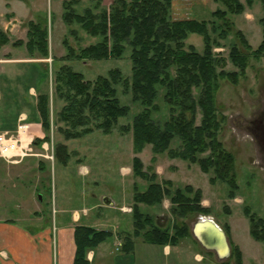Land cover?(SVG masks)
Wrapping results in <instances>:
<instances>
[{
  "label": "trees",
  "instance_id": "1",
  "mask_svg": "<svg viewBox=\"0 0 264 264\" xmlns=\"http://www.w3.org/2000/svg\"><path fill=\"white\" fill-rule=\"evenodd\" d=\"M254 1L245 0L243 5L239 0H214L222 8L212 12L211 20L207 21L174 20L172 0H112L108 7L103 6V0H90L82 11L77 10L80 0L62 1L61 21L68 27V36L77 47L63 39L65 54L52 59V101L48 94L37 98V113L44 137L34 139L31 145L40 146L51 141V125L56 126V132L66 141L82 139L94 131L103 135L112 133L118 120L130 113V107L122 105L117 98L116 86L122 84L132 103L141 107L129 125L118 127L123 134L131 133L133 151L138 154L149 145L154 155L165 153L171 160L196 164L202 173L212 174L210 184L225 183L230 188L228 197L233 199L237 191L235 161L218 140L224 118L218 115L215 94L220 80L236 84L244 77L250 57L254 60L264 57V0H259L262 5V17L259 19L262 38L258 47L252 49L242 32L234 34L247 52L243 53L235 45L231 48L228 60L235 70L226 71L225 59L213 49L221 47L220 41L227 39L233 30L229 16L241 15L246 5L250 7ZM50 22L51 16L50 21L44 16L27 20L26 41L11 42L8 33L0 26V49L11 45L13 48H25L30 57L48 58ZM75 26L97 41L81 46L83 38ZM191 35L201 37V53L192 44H187ZM127 49L131 63L129 79L123 78L119 70H111L107 76L88 81L83 74L65 64L74 60L120 59ZM54 100L62 102L56 113L50 111V102L53 104ZM160 101L166 110L163 123L153 119L161 111ZM54 158L65 165L70 158L67 146L55 145ZM132 171L148 185L143 193H135L133 197L132 230L123 237L119 235L123 252H133L138 238L143 243L162 248L177 246L191 236L188 225L177 222V219L209 214V209L201 205V190L190 185L172 189L170 181L157 183L156 175L148 176L137 157L132 161ZM166 198L171 203L170 213L174 218L171 229L154 224L152 218L140 212L138 207V204L160 206ZM243 212L249 223L250 237L264 243V218L247 207ZM224 231L228 237V226ZM112 237L109 230L76 226L72 264H91L87 254ZM207 253L211 255V252ZM229 259H233L234 264H242V252L237 246H232Z\"/></svg>",
  "mask_w": 264,
  "mask_h": 264
},
{
  "label": "rangeland",
  "instance_id": "2",
  "mask_svg": "<svg viewBox=\"0 0 264 264\" xmlns=\"http://www.w3.org/2000/svg\"><path fill=\"white\" fill-rule=\"evenodd\" d=\"M20 1L12 3L13 10L17 13L20 21L17 24V29L14 30L16 32L14 36L9 33L11 25H5L10 40L13 42L17 40V37L24 36L27 20L23 18H26L28 14L31 15V20L36 19L38 16H44L50 21L51 16V22L48 24L50 55L46 58V71L51 73L50 65L52 59H58L59 52L65 54V49L62 46L63 39H67L72 47H77L75 41L68 36V27L61 21V3L64 0ZM196 1L199 0H172L171 14L173 19L207 21L211 20L212 12L222 8L214 0H205L204 4L196 3ZM239 1L245 5V0ZM89 2L90 0H80L77 10L82 11L84 7L90 4ZM111 3L112 0H103L102 4L104 7H108ZM2 9L3 6L0 0V14H2ZM7 12V15H10L9 10ZM261 17L262 5L259 0H255L250 7L246 5L245 11L241 15L229 16L233 30L227 39L220 41L221 47L213 49L214 53L220 54L225 59L226 71L235 70L228 60L230 50L234 45L247 54L234 36L235 32H242L252 49H256L260 44L262 29L259 19ZM75 28L78 35L83 38L81 46L97 41L96 38L87 37L78 26H75ZM187 44H192L200 53L203 50L202 39L197 35H191L187 40ZM8 46L9 49L7 48L4 51L10 52L11 56L18 55V52L23 50V48L19 50L12 48L10 45ZM128 55L129 50L127 49L120 59L89 62L74 60L65 64L70 66L73 71L83 74L88 81H93L99 76H107L111 70H119L123 78L129 79L131 76V63ZM18 72L15 71V74ZM12 84L21 88L27 87V84L20 80ZM16 88L17 90L20 89L19 87ZM10 90V94H14L15 90ZM116 90L118 100L122 105L130 107V113L127 117L118 120L112 133L103 135L100 131H94L82 139L66 141L56 132V126L54 128L51 125L49 133L51 141H48L46 146H42V144L34 146L33 151L30 153V155L34 154L37 156L34 158L36 160L34 162V170L45 172V176H43L44 181H47L48 187L44 199L48 205L47 211L50 224L56 221L59 207L64 208L65 213L69 217H71L72 213H82L85 210L92 216L95 209L102 216L106 215L111 221L119 219L121 224L127 225V232H131L133 226L131 214V207L134 204L133 197L135 193H143L148 185L145 180L133 174L132 161L137 157L143 165V171L148 176L156 175L157 183L170 181L172 182V189L190 185L194 189L201 190V205L209 209V214L177 219V222L182 221L190 229L191 236L179 243L182 244V247L194 246L195 244L196 248L205 257L209 258V264H220L221 262L234 264L233 259L218 260L213 252H211L210 256L207 255L209 251L203 249L196 240L192 239L191 229L194 223L199 218H210L223 231L225 226H228L229 236L227 238L230 246V255L232 246H237L242 252V264H264V243L257 242L250 237L249 223L243 214L244 208L247 207L251 212L264 218V156L260 152V147L254 136L255 125L261 118L260 112L264 111V57L258 60L250 57L244 77L240 78L236 84L220 80L219 88L215 94L218 115L224 118L221 123V130L218 133V140L222 143L225 150L232 154L235 161L234 174L237 191L233 199H229L230 188L225 183L216 182L215 184H210L209 178L212 174L202 173L196 164H190L179 159L171 160L165 153L154 155L149 145L145 146L140 153H135L133 151L131 133L123 134L118 127L129 125L133 117L141 111V107L137 103H132L130 94L125 92L122 84L117 85ZM51 103L50 111H53V113H56L62 106V102L56 100H54L53 104ZM13 104L14 102L12 106ZM159 106L161 111L155 114L153 119L163 123L166 118V110L161 101ZM262 117L261 125L264 126V116ZM52 120L55 122L54 116ZM57 144L67 146L70 158L65 165L58 163L54 158V146ZM25 146L26 141L24 140L22 148ZM1 159L0 217L15 219V217L18 218L27 214V211L33 207L29 198L33 190L34 175L30 172V169L27 172L29 175L28 179L18 176V179H14V177L10 180V183L5 184V181L10 178L9 171L11 169L6 167L10 164L3 161L4 159L1 161ZM83 165L87 167L88 173L81 175L79 174V169L81 170ZM14 175H16V172L10 176L13 177ZM39 196L38 194L37 200H39ZM101 196L108 198L112 208H106L103 205L100 199ZM97 205L102 207L96 208L95 206ZM138 207L140 212L152 218L154 224L161 228L171 229L174 218L170 213L171 203L169 199H164L160 206L138 204ZM124 214H126L125 218L123 217ZM118 215L122 216L119 217ZM100 229L113 230L112 227ZM125 233L119 232L117 234L123 237ZM109 242L111 244L114 242L115 248L119 244L114 238H110ZM142 244H145V246ZM146 245L148 244L141 242V238L135 239L134 248L136 246L137 249L133 259L134 257L136 258L137 264H167V259H163L162 255L156 259L146 255L149 248L161 253L160 248ZM172 262L176 264L170 258V264Z\"/></svg>",
  "mask_w": 264,
  "mask_h": 264
},
{
  "label": "crops",
  "instance_id": "3",
  "mask_svg": "<svg viewBox=\"0 0 264 264\" xmlns=\"http://www.w3.org/2000/svg\"><path fill=\"white\" fill-rule=\"evenodd\" d=\"M15 1L20 0H1L3 9L2 14H0V26H3V29L7 32L5 25H11L9 33L13 36L16 33L14 30L17 29V24L20 22L17 13L12 7V3ZM196 3L204 4L205 0H199ZM7 10H9L11 16L7 15ZM30 16L28 14L23 19L31 20ZM26 32L27 29H24V36L17 37L16 39L26 41ZM8 47L6 45L0 49V89H2L0 91V133L15 132L18 120L24 118V123H27L28 127L26 134L22 137L28 143L30 149L27 154L21 158H16L14 162H6L0 159L10 164L6 166L11 170L9 171L10 178L8 181H5V184L10 183V180L14 177V179H18V176L28 179L29 175L27 172L30 169V172L34 175V182L32 183L33 190L29 198L33 207L27 211V214L21 215L18 218L15 217V219L0 217V264H72L75 254L74 229L78 225L92 227L97 230H104L100 229L103 227H112V238L119 243L117 248H115V243L111 244L107 240L101 243L95 250L90 251L87 254V260L91 264H137L136 258L134 257L133 259V255L137 249L136 246L131 253L121 250L122 243L117 233L127 232V225L121 224L119 219L111 221L106 215L102 216L95 209L92 216L85 210L82 213L74 211L77 214L72 213L71 217H69L65 213L64 208L59 207L56 221L50 224L47 211L48 205L44 199L48 187L47 181H44L45 172L38 171L37 169L34 170V162L36 161L34 158L37 156L34 154L30 155V153L34 148L31 145L32 141L34 139L41 140L44 137L40 126V117L37 113V98L39 95L48 94L52 101V76L50 71L46 73L47 59H40L36 56L30 57L24 48L23 50H21L22 48H15L21 51L18 52V55L11 56L10 52L4 51ZM63 55L64 53L59 52L58 57L60 58ZM15 71L19 72L15 74ZM18 80L27 84V87L21 88L12 84ZM16 87L20 89L17 90ZM10 89L15 90L14 94H10ZM46 144L42 143V146H46ZM81 168V170L79 169V174L88 173L87 167L83 165ZM14 172H16V175L10 176ZM38 194L40 195L39 200H37ZM105 198L107 197L101 196V202ZM104 206L112 208L111 204ZM95 207L102 206L97 205ZM118 216L121 217L122 215ZM123 217L125 218L126 214ZM192 239L195 240L193 236ZM142 245L145 246V244ZM181 245L162 248L148 244L146 246L160 248L161 253L155 252L153 248H149L146 255H150L154 259L162 255L163 259H167V264H170V258L176 264H209V258L205 257L196 248L195 244L194 246L188 245L183 247Z\"/></svg>",
  "mask_w": 264,
  "mask_h": 264
},
{
  "label": "water",
  "instance_id": "4",
  "mask_svg": "<svg viewBox=\"0 0 264 264\" xmlns=\"http://www.w3.org/2000/svg\"><path fill=\"white\" fill-rule=\"evenodd\" d=\"M103 203L106 206L111 204L107 198ZM191 234L203 249L213 252L218 260L223 261L230 257L227 235L212 219L199 218L194 223Z\"/></svg>",
  "mask_w": 264,
  "mask_h": 264
},
{
  "label": "built area",
  "instance_id": "5",
  "mask_svg": "<svg viewBox=\"0 0 264 264\" xmlns=\"http://www.w3.org/2000/svg\"><path fill=\"white\" fill-rule=\"evenodd\" d=\"M18 125L15 132H3L0 133V158L6 162H14L16 158H21L27 154L28 143L24 148L21 147V143L24 141L23 135L26 134L28 127L24 118L18 120Z\"/></svg>",
  "mask_w": 264,
  "mask_h": 264
},
{
  "label": "flooded vegetation",
  "instance_id": "6",
  "mask_svg": "<svg viewBox=\"0 0 264 264\" xmlns=\"http://www.w3.org/2000/svg\"><path fill=\"white\" fill-rule=\"evenodd\" d=\"M262 116H264V111L260 112V120H258L257 125H255V130H254V136L256 139L257 144L260 147V152L264 156V126L261 125L262 123Z\"/></svg>",
  "mask_w": 264,
  "mask_h": 264
},
{
  "label": "bare ground",
  "instance_id": "7",
  "mask_svg": "<svg viewBox=\"0 0 264 264\" xmlns=\"http://www.w3.org/2000/svg\"><path fill=\"white\" fill-rule=\"evenodd\" d=\"M23 143H24V141L21 143V147H23Z\"/></svg>",
  "mask_w": 264,
  "mask_h": 264
}]
</instances>
